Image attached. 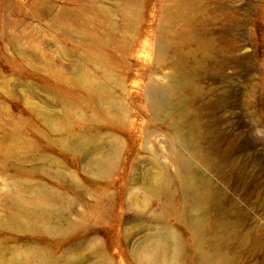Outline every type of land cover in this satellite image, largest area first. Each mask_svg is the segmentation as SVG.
I'll return each mask as SVG.
<instances>
[{"label":"rangeland","instance_id":"1","mask_svg":"<svg viewBox=\"0 0 264 264\" xmlns=\"http://www.w3.org/2000/svg\"><path fill=\"white\" fill-rule=\"evenodd\" d=\"M167 230L264 264V0H0V264H151Z\"/></svg>","mask_w":264,"mask_h":264},{"label":"bare ground","instance_id":"2","mask_svg":"<svg viewBox=\"0 0 264 264\" xmlns=\"http://www.w3.org/2000/svg\"><path fill=\"white\" fill-rule=\"evenodd\" d=\"M175 84H170L166 88L159 86H153L151 96L154 102L158 105L163 103L169 96L173 89H175ZM175 141L178 144L185 145L186 140L180 136L175 135ZM110 166V157L105 155L102 157L99 162H97L98 172L104 173L109 169ZM176 177L180 182L181 189L186 196H191L195 198L196 205L200 206L204 202V197L193 192V168L192 161L185 156H181L176 166ZM170 177L163 172L161 178L157 182L156 188L164 189L169 183ZM38 205L41 209L45 206L44 202H38ZM15 210L8 214V222L11 224L24 223L26 221V209L27 206L24 202L19 200L14 202ZM181 253V241L179 236L170 230H167L153 245L149 252V261L151 264H177L178 258ZM38 259L40 260L37 264H49V259L45 253L37 254ZM9 264H16L10 262ZM201 264H217L206 257H203Z\"/></svg>","mask_w":264,"mask_h":264}]
</instances>
